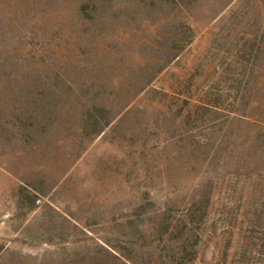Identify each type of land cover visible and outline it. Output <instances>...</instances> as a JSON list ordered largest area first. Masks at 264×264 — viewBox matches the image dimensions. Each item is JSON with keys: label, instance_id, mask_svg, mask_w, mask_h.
<instances>
[{"label": "rangeland", "instance_id": "rangeland-1", "mask_svg": "<svg viewBox=\"0 0 264 264\" xmlns=\"http://www.w3.org/2000/svg\"><path fill=\"white\" fill-rule=\"evenodd\" d=\"M0 164V264H264V0H0Z\"/></svg>", "mask_w": 264, "mask_h": 264}, {"label": "crops", "instance_id": "crops-1", "mask_svg": "<svg viewBox=\"0 0 264 264\" xmlns=\"http://www.w3.org/2000/svg\"><path fill=\"white\" fill-rule=\"evenodd\" d=\"M0 186L3 189L12 188L19 184V179L0 164Z\"/></svg>", "mask_w": 264, "mask_h": 264}, {"label": "trees", "instance_id": "trees-1", "mask_svg": "<svg viewBox=\"0 0 264 264\" xmlns=\"http://www.w3.org/2000/svg\"><path fill=\"white\" fill-rule=\"evenodd\" d=\"M204 224V223H203ZM244 250H246L245 248H244Z\"/></svg>", "mask_w": 264, "mask_h": 264}]
</instances>
